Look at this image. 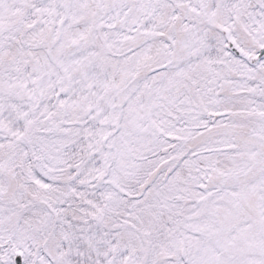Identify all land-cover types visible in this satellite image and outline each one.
I'll use <instances>...</instances> for the list:
<instances>
[{
    "label": "snow or ice",
    "instance_id": "snow-or-ice-1",
    "mask_svg": "<svg viewBox=\"0 0 264 264\" xmlns=\"http://www.w3.org/2000/svg\"><path fill=\"white\" fill-rule=\"evenodd\" d=\"M0 264H264V0H0Z\"/></svg>",
    "mask_w": 264,
    "mask_h": 264
}]
</instances>
